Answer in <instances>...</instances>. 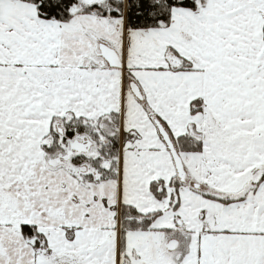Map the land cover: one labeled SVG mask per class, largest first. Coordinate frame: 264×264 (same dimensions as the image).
<instances>
[{
	"label": "snow or ice",
	"instance_id": "6c2138e0",
	"mask_svg": "<svg viewBox=\"0 0 264 264\" xmlns=\"http://www.w3.org/2000/svg\"><path fill=\"white\" fill-rule=\"evenodd\" d=\"M0 264H264V0H0Z\"/></svg>",
	"mask_w": 264,
	"mask_h": 264
}]
</instances>
